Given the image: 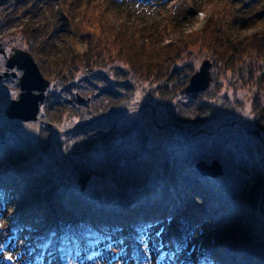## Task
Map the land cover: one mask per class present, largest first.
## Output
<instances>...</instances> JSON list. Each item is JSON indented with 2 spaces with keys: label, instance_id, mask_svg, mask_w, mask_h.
Returning <instances> with one entry per match:
<instances>
[{
  "label": "trees",
  "instance_id": "1",
  "mask_svg": "<svg viewBox=\"0 0 264 264\" xmlns=\"http://www.w3.org/2000/svg\"><path fill=\"white\" fill-rule=\"evenodd\" d=\"M78 1L63 0V4L56 5L55 0H0L2 24L11 25L17 20L21 36L26 43L31 42L26 50L41 61L38 67L49 82L56 81L63 92H69L76 76L84 74L88 81L95 78L105 86L101 94L111 98L107 111L100 117L59 132L64 147L72 151L64 155L62 151L55 153L52 147L59 134L56 126L66 112L64 104L68 103L61 102V91L46 94L44 104L51 101L50 112L45 124H41L39 138L22 136L15 128L6 127L5 120L0 122V179L1 184L8 186L5 193L8 202L3 209L9 215L7 224L19 226L22 230L19 234L24 235L31 249L40 251L43 264H57L52 260L55 247L62 264H115L117 258L111 259L102 247L105 243L114 245L119 239L125 242L134 239L140 244L145 240L139 246L145 252L144 244L148 240L155 242L158 237L152 228L164 229L168 241L174 243L177 229L192 231L201 226L200 211L192 206L194 200L190 201L198 196L203 209L207 207L206 216L212 218L211 228H218L221 234L231 229L239 231L238 242L231 248L236 260L264 264L263 255L248 253L247 248L249 231L258 226L256 217L261 215L257 212V199L264 194V181H261L264 170L257 162L250 169L255 178L252 186H240L236 191L218 179L198 174L194 157L196 142L169 138L141 164L153 176H144L132 189L114 181V186L95 195L98 204L90 199L92 195L78 193L70 181L72 173L78 177L107 173L117 154L124 151L119 143L110 147L108 142L115 136L113 109L129 100L128 95L120 97L115 86L129 89L130 84L125 76L118 77L120 81L106 76L104 70L111 64L122 65L138 84H152L163 100L189 97L192 100L189 113L179 112L181 105L177 99L169 109L168 124L181 130L186 124L200 127L220 111L212 104L216 94L208 92V88L197 94L184 92L194 70L183 58L193 48L205 50L213 68L238 69L243 86L240 87L251 94L248 101L254 130L264 132V0H259L257 11L248 17L234 10L233 1L208 0L210 10L204 25L179 34L175 31L181 19L176 16L162 19L161 23L143 21L138 8L127 6V1L111 0L109 3L114 8L124 7L129 12L115 22V27L101 5L89 11ZM168 2L165 0L160 6ZM188 8L195 11L197 4ZM251 27L256 29L249 34L243 32ZM168 36L171 37L164 42ZM179 62L185 64V71L177 68ZM245 65L249 67L240 68ZM245 102L247 98L244 105ZM191 134L187 132L185 136ZM238 139L244 146L243 139L240 136ZM105 141L108 146L103 155L93 149L89 151L93 142ZM70 142L75 145L67 146ZM86 246H92L98 253L91 258L77 256Z\"/></svg>",
  "mask_w": 264,
  "mask_h": 264
},
{
  "label": "rangeland",
  "instance_id": "2",
  "mask_svg": "<svg viewBox=\"0 0 264 264\" xmlns=\"http://www.w3.org/2000/svg\"><path fill=\"white\" fill-rule=\"evenodd\" d=\"M87 1L80 0L78 2L84 4L89 11H94V8L96 9L97 6L101 5L102 9L101 7L100 9L105 12L107 19H110L115 27L117 26L115 22H119L121 17L123 18L129 13L124 7L114 8L109 3L111 0ZM123 1H127L125 3L127 6L131 5V7L138 8L140 19L142 18L143 21L161 23L175 16L178 20L181 19L176 27V34L200 29L204 25L210 10L208 0H169L165 6H160L165 0ZM229 1L234 2V10H238L239 13L247 17L257 11L260 4L259 0ZM58 2L63 4V0H55L53 3L58 5ZM195 3L197 4L195 11L194 9L192 11V8H188V6H193ZM63 8L69 9L68 6L64 7V5ZM16 22L17 20H13L11 25L8 23L4 25L0 19V43L5 50H10L11 48L26 50L27 44L31 43L30 41L26 43V39L19 32V23ZM244 24L246 25V21ZM85 29L87 30V27ZM255 29L251 27L244 29L243 32L249 34ZM95 33L98 34V31L94 30ZM170 37H164V42H167ZM33 59L37 66L40 67L41 61ZM203 59H209L205 50L193 48L183 58V61L190 64L195 70ZM247 61L249 60L247 59ZM248 67L247 65L240 66L241 69ZM177 68L181 69V71L187 69L185 64L180 62L177 64ZM4 70V58L0 55V73ZM12 70L17 74L16 78L8 77L0 80V122L2 123L5 120L6 127L15 128L18 134L32 136L35 140L39 138L41 124H45L46 115L50 112L49 103L51 101H48L46 105L43 103L45 106H41L37 121L21 122L6 119L4 112L9 102L12 99H16L20 92L18 76L21 72L15 68ZM39 71L41 72V68H39ZM104 71L107 77L111 76L109 77L110 80H112V76L114 77L113 81H120L125 76L126 82L130 84V87L129 89H123L120 86H115V91L121 94L120 97L128 95L129 100L114 107L112 117L115 122V136L108 142L110 147L119 143L124 151L117 154L115 162L109 166L107 173L90 174L91 178L83 192L79 191L76 184L77 179L81 176H73L72 173L71 176L73 178L70 177V181L75 185L76 191L82 195H92L90 199L94 203H99V199L95 195L98 192L104 193L107 187L114 186V181L126 184L125 188L132 189L138 185V182L144 176H153L152 172L141 164L142 162H147L152 155V151L169 138L186 140L185 142H196L195 161L203 160L208 164L211 160H217L221 165L222 174L216 179H218L219 183L226 187L231 186L236 191L240 190V186H252L255 178L250 169L255 162L264 170V132L257 133L254 130V121L248 101L251 94L250 91L241 88L243 86L238 79V69L224 71L213 68L211 65L210 74L212 81L208 87V92L216 94L212 104L215 108H220V111L216 112L213 118L200 127L186 124L181 130H176L170 126V122L168 124L169 109L177 99L181 105L179 112L183 114L189 113V103L192 101L189 97L179 96L174 99L163 100L158 94L159 92L153 89L152 84L136 83L122 65L111 64ZM118 77L121 78L118 80ZM67 83L69 84L70 82ZM105 89L106 87L101 83H97L95 78L88 81L87 75L84 76V74L76 76L74 85L71 86L69 92H63L62 86L58 82H49L46 94L61 91V102L68 101L67 104H64L66 112L61 122L56 126V133L75 128L84 120L91 122L95 118L100 117L102 113H105L108 108L106 105L111 102L108 94H101L102 90ZM75 93L83 97L84 102H75ZM54 97L52 96V99ZM246 98L247 102L244 105L243 102ZM236 100L238 101L235 102ZM223 107H226V110L221 111ZM187 132L192 134L186 137ZM61 133L57 135L52 147L55 153L62 151L61 153L64 155L65 153H70L71 149L64 147L65 143L62 144ZM238 136L243 139L244 146L241 145V140L238 139ZM70 145L75 144L70 142L67 146ZM106 146H108L106 141L105 143L93 142L89 151H94L101 156L106 153ZM1 181L0 179V264L45 263L40 251H33L24 235L19 234L22 231L19 226L7 224L6 219L9 215L3 209L8 202V198L5 195L8 186L1 184ZM261 181H264V178ZM241 182H245V184L241 185ZM192 200H194L192 206L198 208L202 216L200 219L202 220L200 222L202 229H200L201 226L196 227L192 231L177 229L175 241L171 243L168 241L164 229L161 227L152 228V233L158 235V237L155 240L156 243L148 240L144 244L147 248L145 252L139 247L145 240L139 244L134 239L128 240V242L119 239L114 245L105 243L102 247L105 248L111 259L117 258L115 259V264H220V262L221 264H234L235 262L241 264L240 261L242 259L240 258L238 262L231 250L238 242L236 236L239 235V231L231 229L221 234L218 228H211L212 221L209 223V220L212 218L206 216L205 209L207 207L203 209L201 198L195 196L190 199V201ZM257 201V212L261 213V215L256 217V219H259V224L254 230L249 231L250 239L245 240L248 243V253L264 256V194L261 193ZM207 221L209 224L204 225L207 224ZM16 227L18 228L17 230ZM84 248L86 249L81 250L76 255L83 258V256L92 257L96 254L95 252L98 253V250L93 249L92 246ZM8 257H11V259H8ZM52 260H55L57 264H62L56 252V247ZM78 262L81 263V260Z\"/></svg>",
  "mask_w": 264,
  "mask_h": 264
},
{
  "label": "water",
  "instance_id": "3",
  "mask_svg": "<svg viewBox=\"0 0 264 264\" xmlns=\"http://www.w3.org/2000/svg\"><path fill=\"white\" fill-rule=\"evenodd\" d=\"M0 55L4 58L5 70L0 73V80L3 78H16L17 74L12 69L21 72L18 76L19 94L16 99H12L4 112L8 120H19L21 122H34L38 120V113L45 100V93L49 86V81L45 79L37 63L27 50L11 48L5 50L0 43ZM211 61L203 59L198 67L190 75L184 92L186 94H197L204 92L210 85L212 77L210 74ZM76 101L82 103L84 98L75 93ZM88 100V99H87ZM195 169L202 177L215 179L222 174V168L217 160H211L208 164L200 160L196 162ZM89 175L81 176L76 184L80 192H83L90 180ZM262 203V201H261Z\"/></svg>",
  "mask_w": 264,
  "mask_h": 264
},
{
  "label": "snow or ice",
  "instance_id": "4",
  "mask_svg": "<svg viewBox=\"0 0 264 264\" xmlns=\"http://www.w3.org/2000/svg\"><path fill=\"white\" fill-rule=\"evenodd\" d=\"M8 259H11V257H8Z\"/></svg>",
  "mask_w": 264,
  "mask_h": 264
}]
</instances>
